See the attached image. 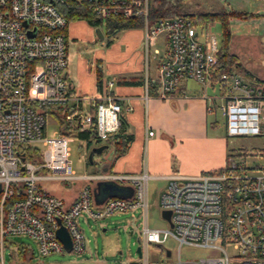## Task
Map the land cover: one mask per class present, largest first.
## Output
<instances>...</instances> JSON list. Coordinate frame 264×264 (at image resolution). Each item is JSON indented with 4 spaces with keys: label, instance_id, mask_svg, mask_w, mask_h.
<instances>
[{
    "label": "built area",
    "instance_id": "2783aa9c",
    "mask_svg": "<svg viewBox=\"0 0 264 264\" xmlns=\"http://www.w3.org/2000/svg\"><path fill=\"white\" fill-rule=\"evenodd\" d=\"M65 1L0 0V264H7V249L12 264H29L35 257L29 245L15 242L18 236L33 240L42 257L66 252L56 234L60 226L69 232L71 252L82 254L86 245L81 215L97 221L138 209L145 219L141 256L118 264H264V167L247 168L230 152L223 169L197 175L171 172L164 177L167 185L158 201L162 211L171 212L170 221L163 218L166 228L148 226L147 172L78 175L71 168L70 126L86 130L94 124L98 138L106 141L119 130L124 108L110 93L100 98L71 96L64 33L70 22L58 8ZM79 1L98 18L143 19L146 67L150 57L158 59L160 98H169L185 80L195 81L207 100L218 102L228 137L264 135V82L235 70L217 75L219 42L214 34L199 30L186 16L150 24V0ZM160 35L165 37L163 49L155 46ZM73 99L75 111L59 114L62 123L56 121L58 128L49 136L48 114ZM28 149L33 154L29 159ZM81 180L129 184L134 194L96 206L89 185L72 204L47 188L49 183ZM169 239L178 243L177 254L165 247ZM151 246L163 258H151ZM184 246L206 248L212 254L183 260Z\"/></svg>",
    "mask_w": 264,
    "mask_h": 264
},
{
    "label": "crops",
    "instance_id": "0c3cea01",
    "mask_svg": "<svg viewBox=\"0 0 264 264\" xmlns=\"http://www.w3.org/2000/svg\"><path fill=\"white\" fill-rule=\"evenodd\" d=\"M232 1L237 6L244 0ZM234 4L233 7L229 4L232 7L231 11L236 9ZM258 15L260 17L250 20L234 18L230 23L242 26L246 22L257 26L264 25V13ZM76 21V23L70 22L66 31L68 67L65 77L71 96L100 98L110 93L118 97L124 108L123 113L129 125L128 131L133 135V140L125 154L115 160H107V154L103 152L99 156V171L91 174L104 173L103 168L108 169L107 172L118 174H138L145 171L150 176L148 200L149 183H153L156 188L159 200L161 191L167 185L164 177L171 172L197 175L217 171L226 166L230 154L229 137L227 130H220L219 122L215 117L219 110L218 102L207 100L202 87H190L191 80L183 81L167 99H162L158 93L149 90V81L158 77V59L150 57L153 64L150 66L148 62L146 67L143 53L145 35L143 27L120 32L119 42L113 41L111 45H107L106 53L100 54L92 62L84 57L83 47L80 45L95 42L93 37L95 28L86 20ZM94 36L96 42L100 41L95 33ZM72 42L78 45L75 51L71 50ZM164 43L165 37L160 35L156 38L155 46ZM107 52H109L108 56ZM110 60L121 62L106 71L105 64L107 63L108 67ZM98 69H100L101 83L98 80ZM109 82H113V85L110 86ZM75 103L73 99L68 105L75 108ZM82 108L87 107L82 105ZM149 131H154L155 134L150 136ZM86 150L89 155L91 149L86 146ZM100 182L104 181L81 180L75 182L73 187H70V182H64L66 187L63 189L67 191L60 193L50 191L63 198L68 204H72L79 191L89 185L93 192L94 204L100 206L111 198L103 200L99 194L95 195L97 184ZM118 185L133 189L129 184ZM125 193L127 194L128 191ZM132 197L133 195L127 198Z\"/></svg>",
    "mask_w": 264,
    "mask_h": 264
},
{
    "label": "rangeland",
    "instance_id": "374dc122",
    "mask_svg": "<svg viewBox=\"0 0 264 264\" xmlns=\"http://www.w3.org/2000/svg\"><path fill=\"white\" fill-rule=\"evenodd\" d=\"M233 7L232 0H186L182 8L189 13L199 12H219V11H231ZM241 5V6H239ZM239 5L234 4V10L232 11H245L249 14H255V17H260L258 14L264 13V0H244ZM253 18L240 19L250 20ZM234 19V18H233ZM77 21L73 22L76 23ZM204 29L214 34L221 46L223 40L222 26L219 21L208 22L207 24H198V29ZM231 40L229 43V50L235 54L244 68L261 79H264V25L257 26L253 23L246 22L243 24L231 25ZM95 33V32H94ZM94 41L96 42V37ZM96 35V33H95ZM120 34L113 40L119 42ZM107 39L97 41L96 43H84L80 45L83 47V55L85 58L92 62L100 54L106 53ZM78 45L74 42L71 44V50L75 51ZM79 46V47H80ZM160 49L164 47L162 45L157 46ZM90 49L89 51H85ZM153 49V47H152ZM98 52V53H97ZM109 52H107V56ZM94 59V60H93ZM121 61L110 60L109 69L107 63L105 64V70H111L112 66L116 67ZM150 66L153 64V60L149 59ZM235 71L244 73L241 70L235 68ZM190 87H200L195 81H190ZM209 94L211 92L209 91ZM215 116V115H214ZM212 116V118H214ZM219 122L220 130H226V119L220 110L217 111L215 116ZM57 122L52 114L47 116V133L52 136L53 132L57 130ZM70 154L69 164L71 168L78 175L91 174L99 171V157H96L94 161L95 165L88 162V151L86 150L85 142L73 137L69 143ZM40 147V146H38ZM230 152L236 161L246 166L247 168L254 169L256 167H264V156L259 155L264 150V135L255 137H229ZM107 160L112 159V150L107 152ZM241 154V155H239ZM246 154H255V157L247 156ZM258 154V155H257ZM74 181H70V187H73ZM101 183L97 184L96 194H99ZM69 185V184H68ZM66 187L64 182L49 183L47 188L54 192L67 191L63 189ZM149 204L148 210V226L151 228H166L167 222L162 217V210L158 205V192L153 183H149ZM85 214L79 217L80 227L84 230L86 250L82 254H76L74 252H62L54 253L47 257H42L38 253L37 245L33 240L25 236L15 237L14 240L17 244L29 245L34 250V258L29 261V264H118L120 261H134L138 260L137 248L142 240V230L144 228V214L142 210L129 211L124 213H115L107 216L102 220H86ZM166 248L173 250L174 254L178 253V243L169 239L165 245ZM159 249L155 246H151V258L161 259L163 258ZM212 252L206 248H197L184 246L180 248V256L183 260H195L205 258L211 255ZM7 264H12L13 259L10 256V249L5 252ZM17 264H23L17 260Z\"/></svg>",
    "mask_w": 264,
    "mask_h": 264
},
{
    "label": "trees",
    "instance_id": "16d2710c",
    "mask_svg": "<svg viewBox=\"0 0 264 264\" xmlns=\"http://www.w3.org/2000/svg\"><path fill=\"white\" fill-rule=\"evenodd\" d=\"M186 0H150L149 3V14H150V24H154L159 19H169L175 16H186L193 19L197 24H207L208 22L219 21L222 26L223 31V40L221 46L219 45L218 51V62L216 66V73L222 74L227 73L235 68L241 70L245 76L249 78H254L260 81L259 78H256L249 71L244 70L242 65L240 64L236 55L232 54L229 50V43L231 40V30H230V21L233 18L247 19L255 17V14H249L246 12L240 11H219V12H199L189 13L183 10L182 5ZM59 10L65 15L69 22L76 20H86L91 26L96 28H101L107 39V45H111L116 36L127 29L132 28H141L144 26L143 19L141 17H123V16H114L108 18H98L90 9H88L87 5L80 2L79 0H66L65 3L58 5ZM67 29L64 30L66 34ZM98 77L99 83H101V74L100 69H98ZM149 90L155 92L156 94L159 91V80H151L149 81ZM75 109L72 106H65L57 109V111H50L49 114H52L57 122L61 125V120L59 114H70L74 112ZM81 111V109L79 110ZM128 122L124 115L121 116V126L119 130L111 134L106 141H102L98 138L96 134V127L93 124L89 129L80 130L79 128H75L70 126L69 135L71 138L76 137L85 142L86 146L91 149L96 146H100L103 144H108V149L104 150V153L109 149L112 150V159L120 157L125 154L128 147L130 146L133 135L128 131ZM31 149H28V153L26 157L29 159L33 154H31ZM264 155V150L261 151ZM37 156L39 153H36ZM95 154L94 159L96 157L101 156ZM90 163V161H89ZM96 162L93 161L92 164ZM21 258H24V255L20 254Z\"/></svg>",
    "mask_w": 264,
    "mask_h": 264
},
{
    "label": "water",
    "instance_id": "95a60500",
    "mask_svg": "<svg viewBox=\"0 0 264 264\" xmlns=\"http://www.w3.org/2000/svg\"><path fill=\"white\" fill-rule=\"evenodd\" d=\"M95 33L96 36L99 40H104L105 36L103 31L101 30V28H96L95 29ZM109 145L108 144H103L100 146H96L91 148L89 155H88V160L90 162L94 161V155H100L104 152V150L108 149ZM108 171V169L103 168L102 172L106 173ZM100 186L99 189H101L99 195L100 197L104 200L107 199L108 197H122V198H127L128 196H131L134 194V190L129 188H123L122 186L118 185L115 182L112 181H104V182H100ZM128 191V193L126 194L125 192ZM129 194V195H128ZM170 216H171V212L170 211H162V217L168 221H170ZM172 225V224H171ZM57 237L59 238V240H61V242L63 243L65 249L67 252H71L72 249V240L71 237L69 235V232L67 230V228L65 226H60V228L57 230L56 232ZM137 254L140 257L141 256V247L139 246L137 248Z\"/></svg>",
    "mask_w": 264,
    "mask_h": 264
}]
</instances>
